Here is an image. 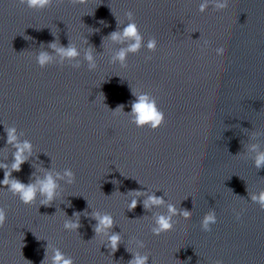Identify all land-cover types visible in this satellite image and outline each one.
Returning <instances> with one entry per match:
<instances>
[{"label": "clouds", "instance_id": "obj_1", "mask_svg": "<svg viewBox=\"0 0 264 264\" xmlns=\"http://www.w3.org/2000/svg\"><path fill=\"white\" fill-rule=\"evenodd\" d=\"M24 0H21V3H23ZM28 4L30 7H43L49 3V0H27ZM81 3L85 2V0H80ZM203 5L201 10H203ZM216 7L219 10L226 9L228 7V0H223L222 3H219L216 5ZM129 16L132 15L131 12L128 13ZM124 37H133L136 40L135 44H132L130 46L131 51H135L136 49L139 48L140 46V37L137 34V28L134 24H130L123 32ZM120 35L118 33H113L112 34V39H120ZM53 48H55V45H52ZM155 47V41H151L149 43V48H154ZM61 55L66 56V57H75L77 55V52L74 48L69 47L68 49L60 48L58 49ZM217 52L219 55H224L225 49L224 47H219L217 49ZM125 57V52L121 51L119 53V58L123 60ZM50 57L47 54L42 53L39 57V62L43 66ZM89 61L92 60L91 55L87 57ZM91 67H94V65H91ZM132 112L136 114V123L138 125H145L146 123H151L153 129L156 127L160 126L162 123H164V115L162 112H159L155 105L154 102H149L147 96H140L137 99V102L133 103L132 105ZM8 139L9 142H12L16 139L14 135V129H9L8 130ZM18 151L15 153L14 156V163L12 164V169L14 171H18L20 165L24 162L25 157L23 156V152L25 149H28L30 145L27 143H24L23 146H17ZM256 165L257 167H260L261 165H264V153L259 154L257 159H256ZM3 167H7L6 165H3ZM11 173L8 171H5V179L3 181H0V184L8 186L9 185V177ZM65 175L69 177V180L71 181L74 179V174L69 170L66 171ZM41 187H40V192L42 194H46V200L44 201L45 203L52 201L54 197V190L56 188V184L51 178V176L47 177L44 181L39 182ZM10 188L14 193H18L20 195V199L23 203L28 204L31 203L34 200L35 193H36V188L33 185H24L20 183L17 180H12L10 182ZM254 200H256V197H253ZM259 203L261 205V208L264 209V194H261L258 198ZM161 198L152 196L149 197L148 201L145 202V207H147L149 204L153 205H159L161 203ZM137 201L133 200L130 204V208H134L136 206ZM169 210L171 212H175V208L172 206H169ZM190 214L187 211L183 212V216L187 218ZM237 218H239V214H237ZM6 214L3 209H0V228L4 227L6 223ZM96 219L98 220L97 226H96V232H102L106 228H109L113 225V220L110 216L104 215L102 217L97 216ZM216 219L214 215L209 214L207 215L203 222H202V227L205 231H210V224L215 223ZM157 225L158 227L153 229V234L156 236H160L163 232L165 231H170L173 228V224L171 223V217H165V216H160L157 219ZM65 229H75L78 227V223L75 222H66L64 225ZM120 237L118 234H113L109 237V242L111 245V248L115 250L118 247ZM148 257L147 256H135V258L130 261V264H147ZM53 264H72L71 259H65L64 256L57 250L55 252V255L53 256ZM216 264H221L220 261H217Z\"/></svg>", "mask_w": 264, "mask_h": 264}]
</instances>
